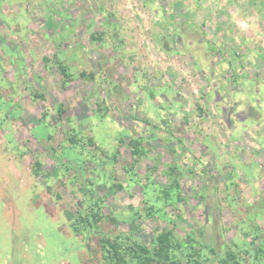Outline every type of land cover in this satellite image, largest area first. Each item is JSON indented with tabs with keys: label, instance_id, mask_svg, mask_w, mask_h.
Masks as SVG:
<instances>
[{
	"label": "rangeland",
	"instance_id": "1",
	"mask_svg": "<svg viewBox=\"0 0 264 264\" xmlns=\"http://www.w3.org/2000/svg\"><path fill=\"white\" fill-rule=\"evenodd\" d=\"M66 47L78 53L75 77L94 81L65 84L46 66ZM69 128L106 158L86 165L96 194L123 186L104 211L118 224L106 218L84 238L71 228L81 199L72 172L62 176L36 136L51 134L56 154ZM140 137L147 155L133 157ZM174 164L184 201L164 211L176 235L201 228L220 249L254 225L264 234V0H0V264H103V236L152 242L173 225L144 217V200Z\"/></svg>",
	"mask_w": 264,
	"mask_h": 264
},
{
	"label": "trees",
	"instance_id": "2",
	"mask_svg": "<svg viewBox=\"0 0 264 264\" xmlns=\"http://www.w3.org/2000/svg\"><path fill=\"white\" fill-rule=\"evenodd\" d=\"M58 13L59 15L62 14L61 12ZM91 37V39L95 41H99L100 39L99 37H95L93 35ZM65 51L66 52H59L58 56H55V58L51 61L45 59L44 61L46 66L55 68L63 77V83L65 84L77 76L78 78L86 79L87 81H94V75L86 73L85 71H80L75 77V74L71 72L72 70L69 65V61H71L73 57L77 56L78 53L72 52V54L68 56L67 54L71 53V50L68 51V47H66ZM51 62L52 65L50 64ZM17 64H19V62H17ZM7 108L10 110V104H8ZM97 108V116L101 118L103 113L102 107L98 105ZM58 109V112L61 115L63 113V109L60 106ZM104 112H106V110ZM9 113L11 112L9 111ZM36 126L34 128L42 127L41 129H43L47 126V124L40 123ZM39 134L40 135L36 134L37 138L41 140L42 138L46 139L44 147L52 152V158L56 160L57 165L62 170L61 175L65 177L69 171L72 172L71 182L77 186V190L80 193L81 199H79L76 204L77 214L71 222L72 232L84 238L89 234H99V231H97L99 223L106 218L110 219L114 224H118L114 218L108 217L104 211L107 209L106 200L108 197L112 196L113 190L116 188L121 190L123 189V186L122 184L112 185L106 189L104 194L100 196L96 194L94 187L95 180H91V178H89L86 174V165L90 160L94 159L96 155L84 147H80L79 144L81 142V138H79V135L75 133V130L69 128V130L65 131L63 139L64 142H62L63 145H61L60 148L61 151L56 154H54L56 149L53 147L50 148L48 144L52 135L47 133V136L42 132H39ZM148 139L151 138L149 137ZM144 140V137H140L137 140H131V153L133 157H142L147 155L148 151H146L143 146ZM88 143H91V140H88ZM95 162V169L104 168L106 166V158L104 157L98 158L96 156ZM40 166L41 164L39 162H36L33 165L34 175L38 176L40 174ZM178 167L179 165L177 164L169 166L170 172L166 174L164 172L165 176L168 177V180H166L165 183L166 185L162 188L152 187L151 194L156 196V198L153 199L152 195L147 194L146 199L144 200L146 207L143 209L144 217L149 218L156 216L163 221L171 223L173 225V229L157 234L150 243L141 241L132 233H121L115 237L103 236L99 240L102 263L264 264V234L260 232L258 225H254L255 217L252 215L248 216L247 221L251 222L254 225L253 228L255 229L244 233L246 241L243 240L241 242L242 244H221V250L214 246L216 240V236L214 234L213 239H215L213 243L211 242L210 245L206 244L202 238L203 231L201 228L198 229L194 227L193 229L189 228L188 230H185L182 226V237L176 235L175 229L179 226L180 222L178 220L173 221L171 216H169L164 209L167 206L177 207L184 201V195L181 191L182 186L180 184L181 176H178V173H180L178 172ZM130 170H132V168ZM83 173H85V176H82ZM190 173L192 174L193 171L190 170ZM135 175L136 174L133 172V178H135ZM199 176L206 180L205 184L202 186L203 188H208L212 184L211 178H209L206 173L201 171L199 172ZM133 178L131 182L133 181L134 183L136 181H134ZM150 183L151 182L149 181L146 188H149ZM198 197L206 202L208 194L206 195L204 191V194H198ZM204 207L206 212H208V210H214V206H210L208 203H206ZM130 210L134 212L133 214L136 218L139 219L142 216V212L140 210L135 208H131ZM221 234L223 233H219L217 237H221ZM259 240H261L260 243L256 245V242ZM248 246H251L252 249L248 248Z\"/></svg>",
	"mask_w": 264,
	"mask_h": 264
}]
</instances>
